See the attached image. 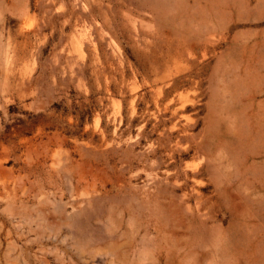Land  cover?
<instances>
[{
    "label": "rangeland",
    "instance_id": "rangeland-1",
    "mask_svg": "<svg viewBox=\"0 0 264 264\" xmlns=\"http://www.w3.org/2000/svg\"><path fill=\"white\" fill-rule=\"evenodd\" d=\"M0 264H264V0H0Z\"/></svg>",
    "mask_w": 264,
    "mask_h": 264
},
{
    "label": "bare ground",
    "instance_id": "bare-ground-1",
    "mask_svg": "<svg viewBox=\"0 0 264 264\" xmlns=\"http://www.w3.org/2000/svg\"><path fill=\"white\" fill-rule=\"evenodd\" d=\"M172 77H173V74H172ZM175 97H176V96H175ZM182 98H183V97H182ZM177 101H178V100H177ZM177 101H176V102H177ZM181 122H182V121H181ZM185 122H187V123H188V126H190V127H194V125H193L192 123L190 124V122H189V121H186V120H185ZM192 136H193V135H192Z\"/></svg>",
    "mask_w": 264,
    "mask_h": 264
}]
</instances>
